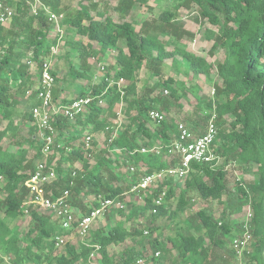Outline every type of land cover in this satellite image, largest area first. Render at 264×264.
<instances>
[{
  "label": "trees",
  "instance_id": "obj_1",
  "mask_svg": "<svg viewBox=\"0 0 264 264\" xmlns=\"http://www.w3.org/2000/svg\"><path fill=\"white\" fill-rule=\"evenodd\" d=\"M42 1L37 14L32 15L27 13L29 8L23 0L14 3L19 15L13 17L9 29L0 25V246L8 264H124L139 258L151 264L157 262L162 253L163 258L173 251L176 252L173 264H209L211 253L216 248H224L235 229L225 213L215 218L210 211L199 209L191 220L185 221V227L177 228L174 237L151 241L154 248L151 254L141 249L110 256L111 246L124 244L130 235L149 231L130 230L120 223L97 229L91 240L80 246L66 242L65 250L57 252V238H66L75 229L66 230L62 225L58 229L55 223L60 221L50 213L31 204L25 206L29 199L26 181L43 160L38 128L31 113V108L40 102L35 100V93L30 98L26 93L36 88L32 70L39 71L51 48L58 43L53 33L60 23L70 34L88 41L86 47L90 52L83 44H74L76 49L83 50L80 58L84 68L83 73L72 70L74 78H86L88 57L100 60L114 51L117 56L112 66H104L101 80L93 84L91 91L79 90L77 98L88 95L94 98L87 114L78 115L74 121L62 114L56 115L55 150L62 157L56 161L57 179L47 188L52 199H62L74 209L77 207V215L82 218L99 206L100 198L121 201L143 177L180 167V156H168V149L178 135V125L166 119L161 123L154 121L150 113H162L161 109L169 112L187 95L184 82L163 75L166 61L171 59L178 65L177 57H181L185 74L199 77L215 71L219 78L215 83L214 100L197 97L207 123L213 113L216 116L218 135L213 147L216 159L210 163L191 164L190 171L182 178L186 188L180 192L174 212L169 213L164 204L175 195V188L169 186L168 179L157 183L151 195L144 198V206L154 217L169 215V219L175 220L191 205L188 197L191 192L195 191L202 200H222L227 192L226 167L230 163L256 166L258 180L237 187L240 199L251 207L249 223L252 238L255 237L254 253L245 250L242 254L246 264H264V0H176V10L196 5L201 18L218 27L217 34L211 33L214 43L210 52L222 48L225 59L217 65L179 46L180 40L192 34L184 29L177 12L171 9L161 10L155 22H144L137 31L132 22L125 20L134 7L146 0H114L118 2L120 21L109 11L102 10L95 0H79L78 10L65 17L60 10L62 0ZM47 9L59 17L58 24L50 20ZM161 36L168 39L163 40ZM144 66L149 68L155 81L139 96L138 78ZM121 79L124 83L118 86ZM56 88L54 101L58 102ZM167 90L169 96L163 94ZM21 94L30 100V107L18 127L13 108L18 107ZM100 98L107 104L106 108L98 105ZM72 100L59 101L67 104ZM120 103L126 104L124 117L130 122L108 140L106 150L97 157L95 164H91L92 150L83 141L91 132L109 130L102 117ZM198 128V122L193 121L192 129ZM77 141L80 142L75 144ZM156 147L160 154L156 151L142 153L143 148ZM221 158L225 162L218 166ZM78 161L83 163L82 167L76 166ZM130 168L134 171L130 176L125 175L123 170ZM152 187L134 192H149ZM65 192L68 196H64ZM160 197L163 202L157 206L155 201ZM26 209L34 224L19 232L15 225L26 216ZM192 219H197L195 226ZM184 228L186 230L182 231ZM3 261L0 256V264H5Z\"/></svg>",
  "mask_w": 264,
  "mask_h": 264
},
{
  "label": "rangeland",
  "instance_id": "obj_2",
  "mask_svg": "<svg viewBox=\"0 0 264 264\" xmlns=\"http://www.w3.org/2000/svg\"><path fill=\"white\" fill-rule=\"evenodd\" d=\"M79 0H62L60 4V10L62 16L65 17L68 14H74L79 8ZM23 2L28 6L27 13L30 15L36 14V11L42 7V0H23ZM102 10L109 11L117 21H120V14L117 11L118 2L114 0H95ZM176 0H146V3L142 5H137L134 7L130 15L126 17L125 21L132 22L135 25L136 30H140L144 22L153 23L156 21L157 16L161 10L171 9L177 12L179 20L184 24V29L192 34V37L186 36L179 41V46L185 48L188 51L194 52L199 56H203L206 60L214 65L222 62L225 59V51L222 48L216 49L213 53L210 52L212 48L213 38L211 33L217 34L218 27L211 25L208 21H205L199 15V10L196 5H192L189 8L180 7L177 10L174 8ZM49 14H54L50 9H47ZM17 15L19 13L17 12ZM56 15V14H55ZM57 16V15H56ZM58 17V16H57ZM59 18V17H58ZM59 21L57 20V24ZM11 22L4 25L5 28L9 29L11 27ZM54 37H57V45L51 48V52L45 57V61L51 63L52 69L56 73L57 82L56 89L58 92V101L63 98H76L78 97L79 90L82 88L87 91H91L94 83H98L104 72L102 67H110L115 63L117 51L108 52L107 56L102 59L88 57L86 59V64L89 67L86 78L77 77L74 78L71 73L72 70H78L80 73L84 72L82 66L83 61L80 58V54L83 50H78L75 48L74 44H83L84 47L87 45V40L75 36L69 33L67 27L62 26L61 23L57 26L56 32L53 33ZM161 39L166 40L167 37H162ZM8 45V44H7ZM98 49V47L95 46ZM87 49V47H86ZM87 52H90L87 49ZM126 51V49H125ZM179 64H173L172 60L166 61V67H164V77H174L185 83V88L188 90L187 95L184 96L179 103L172 108L171 111L167 112L161 109L162 113L165 115V119L168 123L184 124L188 128L192 129L193 121H197L199 128L193 130L196 135L203 134L206 130L207 121L205 119V114H202L203 109L200 108V102L197 99L198 96H202L205 99L216 98L215 83L219 80L215 71H213L209 76H199L194 77L191 74H185L184 66L181 65V57H177ZM264 61V60H263ZM108 65V66H107ZM32 75L37 80V69L32 70ZM155 81L152 76L151 71L147 66H144L139 72L137 91L138 95L141 96L145 90V87L153 84ZM165 91L164 95L169 96ZM19 105L13 108V118L15 124L18 127L22 124L23 114L29 110L30 100H27L26 95H19ZM201 101V100H200ZM102 108H106L107 104L103 103ZM122 109V113H125L126 104L120 103L116 104L112 111L106 112L102 117V120L107 123L109 130H100L97 132H91V143L89 145L92 154L89 156V162L95 164L97 157L106 150L109 139L114 138L118 133H120L125 125L130 122L126 116L122 115L121 118L117 116L118 111ZM134 115V114H133ZM214 118H216L215 113H213ZM2 126L5 127V123L2 122ZM80 142V141H79ZM78 141L75 144L79 143ZM74 143V142H73ZM89 155V154H88ZM62 155L60 152L54 149L51 158L55 161H59ZM225 162L224 158L218 161V166L223 165ZM82 162L78 161L76 163L77 167H82ZM255 168V169H254ZM255 167H249V165H239L238 163H230L226 167L227 172V192L221 201H206L199 198L197 193L191 192L188 197L191 200V205L175 220L169 219V215L154 217L151 215L150 211L144 206V198L150 196L152 191L157 188L158 184H155L149 192H134L128 191L124 194L121 199V203L126 205V210H107L104 214L100 215L91 225L89 233L85 237H81L77 232H73L66 236L65 243L70 242L76 246H80L83 242H89L93 237V232L100 228H109L111 224L120 223L124 224L128 229L143 230L148 231V233L142 235H130L127 237L124 244L119 246L113 245L109 248L110 256H118L122 254L125 250L137 251L145 249L149 254L154 252V248L151 245V241L159 239L164 241L168 236L174 237L177 232V228L185 227V221L191 220L199 209H206L210 211L215 218H219L223 213L227 215V219H230V223L235 226L234 231L230 234L226 240V245L224 248H216L211 253V262L209 264H246V258L243 257L242 252H235L232 248L231 240L234 237L241 235L242 223L248 216V212H251V207L246 205L244 201L240 199L237 187L239 184L248 185L254 181H257L259 175L256 174ZM125 175L130 176V169L123 170ZM168 179L169 186L175 188V195L168 201H165V208L169 213L174 212L177 209L180 192L184 190L185 179H177L175 177H166ZM191 190V189H190ZM89 202L88 200L86 201ZM243 206V207H241ZM75 210L79 209L75 207ZM133 210V213H132ZM49 213V212H48ZM47 214V212H46ZM51 214V213H50ZM52 215V214H51ZM53 216V215H52ZM130 216L132 217L131 219ZM53 218V217H52ZM54 219V218H53ZM193 225L197 224V219H192ZM34 221L26 214L22 219L17 221L15 227L19 232L24 231L31 226H33ZM56 228H61L60 223H55ZM252 228V226H251ZM184 228L182 231H185ZM255 237L252 239V243L249 246L248 252L254 253ZM65 250V245L57 252H63ZM162 253L157 262L151 264H173L176 258V252H170L166 254ZM0 256L4 260L5 264H8V259L3 257L2 246H0ZM3 264V263H2ZM32 264V263H31Z\"/></svg>",
  "mask_w": 264,
  "mask_h": 264
},
{
  "label": "built area",
  "instance_id": "obj_3",
  "mask_svg": "<svg viewBox=\"0 0 264 264\" xmlns=\"http://www.w3.org/2000/svg\"><path fill=\"white\" fill-rule=\"evenodd\" d=\"M21 0H0V25H6L10 23L13 17L17 14L14 3ZM37 14V11H36ZM50 20L57 22L58 17L55 14H49ZM51 63L45 61L37 71V84L36 88L26 93L30 98L32 93H35V99L40 102L38 106L31 108L32 116L36 122L38 128V136L42 144L43 160L37 164L35 169L30 174L26 181V186L29 190V199L25 206L29 204L35 208L42 209L53 215L58 219L62 225V228L66 230L75 229V232L81 237L87 236L91 228L92 223L107 210H126V205L121 203L118 199H99V206L92 208L89 215L79 217L76 210L64 202L62 199L54 200L52 196L47 193V188L52 185L57 179L56 173V161H51V155L55 149V135L57 133L56 115L62 114L63 117L68 120L74 121L78 115L87 114L89 112V106L94 102L92 95H88L83 98H75L67 104H62L60 101H54V89L56 86V78L52 71ZM104 70V66L102 67ZM124 80L121 79L118 82V86H121ZM112 83L110 84V86ZM168 93L167 91H165ZM103 99H99L98 105L102 106ZM120 109L117 113L119 118L124 116ZM151 118L154 121L161 123L165 120V115L158 111H152L150 113ZM218 135L217 125L215 118L212 117L206 126V130L203 134L196 135L184 124H178V135L176 140L170 145L168 149V156H180V167L176 169L162 170L154 175L145 176L141 179V182L134 189H147L154 186L159 182H163L166 177H175L177 179L184 178L190 171L192 163H210L216 159L214 152V141ZM84 145L89 148L91 143V135L86 137L83 141ZM70 151V150H69ZM160 154L159 148H143L142 153L147 154L155 152ZM130 171H134V168H130ZM64 196H68V192L64 193ZM163 202V197L158 198L155 201L157 206H160ZM26 214L29 210H25ZM156 211L153 210V213ZM251 212L248 213L247 218L243 222V233L236 237L233 242V248L238 252L249 250V246L252 243V234L250 226ZM77 223V225H75ZM65 238H57L56 247L60 250L65 245ZM159 256V252L155 254ZM124 264H147L145 259H136L132 262Z\"/></svg>",
  "mask_w": 264,
  "mask_h": 264
},
{
  "label": "crops",
  "instance_id": "obj_4",
  "mask_svg": "<svg viewBox=\"0 0 264 264\" xmlns=\"http://www.w3.org/2000/svg\"><path fill=\"white\" fill-rule=\"evenodd\" d=\"M34 79H35V78H34ZM55 88H56V86H55ZM54 90H55V89H54ZM76 98H77V97H76ZM70 99H73V100H74L75 98H70ZM35 100H36V99H35ZM37 101H38V100H37ZM58 102H59V101H58ZM56 103H57V102H56Z\"/></svg>",
  "mask_w": 264,
  "mask_h": 264
}]
</instances>
